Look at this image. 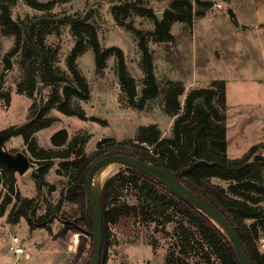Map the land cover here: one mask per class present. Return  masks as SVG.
<instances>
[{"label": "rangeland", "instance_id": "1", "mask_svg": "<svg viewBox=\"0 0 264 264\" xmlns=\"http://www.w3.org/2000/svg\"><path fill=\"white\" fill-rule=\"evenodd\" d=\"M37 1L44 3L50 0ZM117 1L119 0H71L44 11L18 2L12 9V18L18 23L25 19L35 22L50 18L52 22L44 35L45 44L49 48L47 56L58 74H69L65 59L73 46L71 25L60 24L58 19L64 16L71 19L86 17L87 22L96 29L102 48L116 47L122 51L127 70L136 84L137 94L140 95L142 54L132 34L119 27L113 19L111 7ZM206 1L215 2V6L204 17L196 18L192 24L176 22L172 25V42L148 43L156 82L160 89L168 82L181 83L184 86V93L180 97L183 105L190 90L207 88L212 81L223 80L226 103L229 106L234 109L240 106L246 115L249 106L256 107V119L244 125L251 132L248 137L264 140V90L261 88L264 83V0ZM166 5V0H159L152 1L149 6L155 13H163ZM127 22L137 29H153V21L146 17L132 15ZM13 42L14 37L5 35L0 28V56L11 49ZM19 61L20 54H17L11 60V70L2 72L0 67V93L10 94L9 105L0 101V131L14 129L27 122L31 104H37L40 99L38 95L29 99L17 94V85L25 81ZM76 64L88 83L90 99H74L72 106L82 111L86 120L63 115L55 108L50 110L47 115L54 121L51 126L32 135L33 149L66 151L72 139L78 138L81 143L76 149L89 156L96 150L99 141L134 140L137 129L149 124L158 126L162 138L171 135L175 117H169L165 113L162 96L148 100L142 110L130 105L120 86L114 56L107 59L106 68L101 75L95 71V58L91 49L79 56ZM45 92L46 89L41 91L42 98H45ZM34 110L35 108L32 112ZM91 118H97L99 122L92 121ZM60 129L67 131L68 143L55 147L51 144L50 137ZM230 133L233 136L235 131ZM3 147L11 154H24L30 161V167L21 175L14 171L4 173L0 170V264H89L92 254L89 246L82 258L77 263L73 262L79 234L72 231L62 234L65 223L74 222L79 212L75 205L64 201L65 191L72 181V171L63 168L62 159L54 158L53 166L44 174L42 182H38L41 179H36L34 175H38L40 162L43 160L32 155L22 136L14 134L6 140ZM103 168H108V173L99 187H93L95 197L99 196L106 179L125 171L126 167L122 164H110ZM216 182L227 188L226 183ZM130 193L133 190L129 187H118L111 200H125L132 204L134 199ZM24 198L34 202L35 215L31 214V220L23 216L16 218ZM146 201L150 202L153 209L161 211L157 220L145 224L137 219L124 218L116 225H111L106 264H163L168 248L176 246L177 231L180 233L177 228L179 218L168 210L162 212L163 208L157 201ZM39 217H45L43 227L37 226L36 219ZM184 224L189 230L187 224ZM185 234L190 236L189 231H185ZM15 236L21 239L23 248V254L19 256H15L11 250L12 238ZM86 239L87 242L90 241L89 238ZM255 239L263 252L264 232L255 235ZM154 242L157 245L155 247L152 245ZM198 244L194 249L190 248L188 263L217 264L213 257L209 262L201 259L203 247ZM178 249L175 248L176 251Z\"/></svg>", "mask_w": 264, "mask_h": 264}, {"label": "trees", "instance_id": "2", "mask_svg": "<svg viewBox=\"0 0 264 264\" xmlns=\"http://www.w3.org/2000/svg\"><path fill=\"white\" fill-rule=\"evenodd\" d=\"M71 0H0V28L7 36L14 37L13 46L0 56L2 72L11 70L12 58L20 54V68L25 76L24 83L17 85V94L34 99L40 97L37 104H31L28 120L17 134L28 144L32 155L38 159L41 167L38 182L53 166V159H62L65 170L72 171V181L64 194V201L75 205L78 217L74 222L65 223L62 234L72 231L79 234L78 245L73 262L77 263L86 252L92 249L91 206L85 199V178L91 165L104 156L120 154L152 164L170 174L177 182L204 199L216 208L232 225L250 264H264V251H260L255 235L264 232V155L261 150L264 143L251 146L242 156L229 158L226 141V91L223 80H214L207 88H195L187 92L183 105L180 97L184 86L179 82H168L160 89L153 72L152 57L148 43H170L174 37L171 27L176 22L192 24L196 18L204 17L215 6V2L206 0H166L167 5L160 18L149 6L159 0H119L111 7V14L116 24L130 32L142 54L140 66L143 72L140 95L136 84L127 70L122 51L116 47L102 48L97 39L94 26L86 17L71 19L64 16L58 19L60 24H70L73 46L66 56L69 74H58L50 58L49 48L44 35L52 22L50 18L38 21L12 18V9L18 2L37 10H50L56 4ZM132 15L146 17L153 21V29L144 30L133 27L127 20ZM91 49L95 58V71L101 75L106 68L107 59L114 56L117 60V74L121 89L126 93L128 102L134 108L142 110L148 100L162 96L163 108L169 117H175L171 126V135L161 137L160 129L155 124L140 126L134 140L116 142L112 139L99 141L96 150L89 156L80 149L81 140L73 138L66 151H36L32 148V135L51 126L54 119L48 112L57 109L61 114L86 120L82 111L74 109L72 101H88L90 89L85 78L80 74L76 60ZM2 75H0L1 77ZM46 89L45 98L41 91ZM140 97V100H137ZM0 101L9 105L10 94L0 93ZM35 110L32 112V110ZM90 120L99 122L97 118ZM101 122V121H100ZM31 139V140H30ZM55 147L68 143V134L60 129L50 137ZM147 146L151 147V151ZM0 170L12 173V169L0 163ZM216 181L227 184L224 188ZM129 187L133 190L132 204L127 201L111 200L115 190ZM98 199L102 211V243L98 264H106L107 250L110 246L109 227L121 219L133 218L149 224L158 218L161 211L153 209L150 202L157 201L163 211L168 210L177 221L178 242L170 246L163 264H189L187 261L195 245L202 246L201 259L209 262L214 258L217 264H239L231 243L221 228L203 210L194 203L171 190L161 181L149 177L136 169L126 167L105 180ZM33 200L24 198L16 218L23 216L31 220ZM165 208V209H164ZM2 213L0 214V216ZM37 226L43 227L45 217L36 219ZM184 222L189 227L186 229ZM190 232V236L185 234ZM89 238L90 241L87 242ZM155 247L156 243H152ZM178 247V251L175 248Z\"/></svg>", "mask_w": 264, "mask_h": 264}, {"label": "water", "instance_id": "3", "mask_svg": "<svg viewBox=\"0 0 264 264\" xmlns=\"http://www.w3.org/2000/svg\"><path fill=\"white\" fill-rule=\"evenodd\" d=\"M162 13H156V17L160 18ZM139 100V97L137 98ZM24 124L5 131H0V163L9 167L19 175L26 172L30 167L29 159L22 153L11 154L4 149V143L7 139L12 137L17 131L29 123ZM110 164H122L125 167H130L144 173L149 177H153L163 184L168 186L171 190L188 199L197 207L203 210L211 219L221 228L231 243L233 250L237 256L239 264H250L246 252L240 239L237 236L229 221L212 205L200 198L198 195L187 189L184 185L177 182L170 174L162 169L155 167L152 164L140 161L136 158L127 157L120 154H113L101 157L96 160L89 168L85 178V199L91 206V221H92V254L89 264H98L101 243H102V211L101 204L98 197L92 195V182L95 174L104 166Z\"/></svg>", "mask_w": 264, "mask_h": 264}, {"label": "crops", "instance_id": "4", "mask_svg": "<svg viewBox=\"0 0 264 264\" xmlns=\"http://www.w3.org/2000/svg\"><path fill=\"white\" fill-rule=\"evenodd\" d=\"M262 24L264 25V22ZM229 30L231 31V27ZM257 35L259 36V34ZM257 86H259V84ZM261 88H263L264 90V83L263 86L261 85ZM258 89H260V87ZM226 104H227V112H226L227 155L229 158L233 159L242 156L251 146L255 144H259L261 142L263 143L264 140L248 137V135L251 132L250 130H248L247 128L248 126L244 125V123H248V121L250 120L253 121L256 119L257 116L254 115L255 112L254 110H256V107L254 105L248 107V109L246 110L248 115H246V113H244V111L240 109V106L234 109L231 106H229L228 103ZM263 105H264V99H263ZM236 113L238 114V116H234V114ZM232 130L235 131V134L233 136L230 133ZM261 154L264 155V149L261 150Z\"/></svg>", "mask_w": 264, "mask_h": 264}, {"label": "bare ground", "instance_id": "5", "mask_svg": "<svg viewBox=\"0 0 264 264\" xmlns=\"http://www.w3.org/2000/svg\"><path fill=\"white\" fill-rule=\"evenodd\" d=\"M106 173H108V168H103V167H102V168H101V169L95 174L94 179H93L94 184H93V182H92V195H93V197H95V196H94V192H93V187H94V189H95V188H97V187L100 186V184H101V182H102L104 176L106 175Z\"/></svg>", "mask_w": 264, "mask_h": 264}, {"label": "built area", "instance_id": "6", "mask_svg": "<svg viewBox=\"0 0 264 264\" xmlns=\"http://www.w3.org/2000/svg\"><path fill=\"white\" fill-rule=\"evenodd\" d=\"M148 149L151 151V147L147 146ZM11 250L15 255L23 254V248L21 245V239L17 236L12 238Z\"/></svg>", "mask_w": 264, "mask_h": 264}]
</instances>
